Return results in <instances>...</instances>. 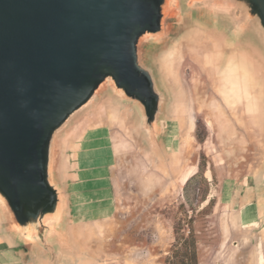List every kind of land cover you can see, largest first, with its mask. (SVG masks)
<instances>
[{
	"label": "water",
	"instance_id": "obj_1",
	"mask_svg": "<svg viewBox=\"0 0 264 264\" xmlns=\"http://www.w3.org/2000/svg\"><path fill=\"white\" fill-rule=\"evenodd\" d=\"M192 36L264 83V0H0V237L22 262L89 258L69 164L90 119L133 113L164 165L171 96L160 69ZM246 199L264 224V164Z\"/></svg>",
	"mask_w": 264,
	"mask_h": 264
},
{
	"label": "rangeland",
	"instance_id": "obj_2",
	"mask_svg": "<svg viewBox=\"0 0 264 264\" xmlns=\"http://www.w3.org/2000/svg\"><path fill=\"white\" fill-rule=\"evenodd\" d=\"M221 55L192 36L160 69L171 96L168 130L180 118L164 165L135 132L131 112L96 116L78 138V160L104 169L90 179L92 208L83 217L89 258L82 264H228L233 252L243 264L249 250L264 254L261 212L231 222L242 216L264 164V83L249 80L256 71L234 54ZM236 80L248 92L233 103L227 86ZM104 152L112 159H95ZM1 245L0 237V254ZM260 251L250 263L264 264Z\"/></svg>",
	"mask_w": 264,
	"mask_h": 264
},
{
	"label": "crops",
	"instance_id": "obj_3",
	"mask_svg": "<svg viewBox=\"0 0 264 264\" xmlns=\"http://www.w3.org/2000/svg\"><path fill=\"white\" fill-rule=\"evenodd\" d=\"M84 131L81 133L80 137L83 136ZM79 137V139H80ZM79 139L77 140V142L75 143L73 150L71 152V156H70V171H69V176H70V187L73 191V195L76 201V204L78 206V210L80 212V216H81V220L84 222V215L87 211V207H91V201H90V179L98 173V175H102L104 173V169H99V168H95L94 166L90 167V165H88L85 160H78V142ZM91 141L87 142V147H88V151L90 152L91 149ZM112 155V154H111ZM112 156H106V153L104 152V154H100L98 156H96V160L101 159V160H106V159H112ZM101 173V174H100ZM102 178L105 176H101ZM93 185V184H92ZM84 187L85 190H83V194L82 192L78 191L79 188ZM108 189H106L107 191ZM107 193H103L101 196L108 198V194ZM86 198H87V202H86ZM105 208V205H104ZM103 210V209H102ZM242 221L241 217L238 216H233V220L231 221L232 223H240ZM227 235H229V232L227 233ZM228 237V236H227ZM1 254H0V264H34V263H24L22 262V259L20 257H18L15 252L10 249L9 247L6 246V244L4 243L3 240H1ZM255 251V252H254ZM257 253L256 249L252 250V251H247V255L246 257L243 259V264H258L257 259L254 258V263H250L251 261V257L253 254ZM257 255V254H256ZM238 252H233V254L231 255V257L228 259V264H237L236 261H238Z\"/></svg>",
	"mask_w": 264,
	"mask_h": 264
},
{
	"label": "bare ground",
	"instance_id": "obj_4",
	"mask_svg": "<svg viewBox=\"0 0 264 264\" xmlns=\"http://www.w3.org/2000/svg\"><path fill=\"white\" fill-rule=\"evenodd\" d=\"M175 55H176V50H175ZM171 60H172V57H171ZM169 62H171L170 61V59H169ZM172 63V62H171ZM171 63H169V65L171 66ZM229 79V78H228ZM228 81H230V79L228 80ZM230 83H231V81H230ZM234 88L232 87V84H228V86H227V89H228V91H229V93L226 95L227 97H226V99L229 101V102H240V101H242L245 97H247V94H246V92H248L247 91V89L246 88H243L238 82H237V80H236V83H234ZM233 90L235 91V93L234 94H232V92H233ZM246 91V92H245ZM245 92V93H244ZM247 108H248V110L250 109L251 110V108H250V106H247ZM250 110H249V112H250ZM112 117H113V115H111ZM101 117H103V115H101L100 116V118ZM95 119V118H94ZM93 121V119L91 120L90 119V121H88L87 123H86V127H88L90 124H91V122ZM101 121H99V123H100ZM226 122H229V121H227L226 120ZM230 123V122H229ZM231 124V123H230ZM180 126V118L179 119H176V121H174V122H172V125H171V129H170V132H169V143L170 142H172L173 141V136L175 135V133H176V131H177V128ZM85 127V128H86ZM178 156H173V159H174V161L176 162V160L178 159L177 158ZM248 214H250V211L247 209V208H245L244 210H243V212H242V220L243 221H245V222H247L250 218V216L248 215ZM91 229V228H90ZM90 229H89V226L88 225H85V224H79L77 227H76V231H77V233L80 235V236H82V237H84V238H88L89 237V233H90ZM258 248V249H257ZM256 248V250L258 251H260V249H259V247H257ZM261 252V251H260ZM262 253V252H261ZM263 254V253H262ZM264 255V254H263Z\"/></svg>",
	"mask_w": 264,
	"mask_h": 264
}]
</instances>
